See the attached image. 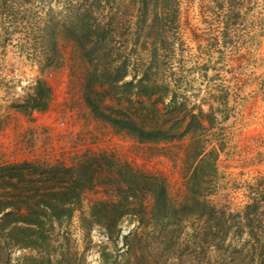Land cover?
I'll return each mask as SVG.
<instances>
[{"label": "rangeland", "instance_id": "rangeland-1", "mask_svg": "<svg viewBox=\"0 0 264 264\" xmlns=\"http://www.w3.org/2000/svg\"><path fill=\"white\" fill-rule=\"evenodd\" d=\"M84 1L0 0V167L31 164L0 175L20 227L0 226V264H264V0H119L123 49L98 62L72 39ZM124 63L201 125L144 141L98 119L85 93Z\"/></svg>", "mask_w": 264, "mask_h": 264}, {"label": "trees", "instance_id": "trees-1", "mask_svg": "<svg viewBox=\"0 0 264 264\" xmlns=\"http://www.w3.org/2000/svg\"><path fill=\"white\" fill-rule=\"evenodd\" d=\"M118 1L86 0L80 8L82 14L80 19L76 20L75 24L72 23L75 33L72 38L73 43L96 54L97 62L111 58L118 54V50L123 49L120 45L117 46L119 44L117 33L120 27L122 28V23H120L122 13L117 6ZM148 1L140 0V9L147 10ZM114 3L116 7L110 11V16L105 20H97L96 16L100 14L104 16L106 9H111V4ZM126 41L127 39L120 43L123 45ZM114 61L113 58L111 62ZM99 72L103 74L101 76H107V79L100 82L97 80V83L102 85H94L98 88L97 90L93 89L92 92L91 88L88 93L86 92L85 100L98 119L108 122L117 130L127 132L139 140L159 141L187 135L194 120L201 125L198 115L189 107L187 97L177 99L178 86L173 85L171 81L157 78L153 66L136 64L129 68V65L124 63L116 66H102ZM171 84L175 86L172 90L170 89ZM101 91L105 92V97H98ZM169 94L171 98L165 103L164 97ZM50 95V86L39 79L34 94L28 98L27 104L33 108L45 109L48 106ZM145 99L146 102L143 101ZM106 100H111L112 105H109ZM163 110L165 112H162ZM200 113L202 114V111ZM29 167H31L29 163L6 165L0 167V175L6 171L9 177L13 178V174L9 171ZM53 169L55 168L49 170ZM8 207L7 205L0 207V226L8 227L9 233H12L20 227L16 225L17 219L11 218L16 213L12 209L7 210ZM30 228L31 226L25 227L26 230Z\"/></svg>", "mask_w": 264, "mask_h": 264}]
</instances>
